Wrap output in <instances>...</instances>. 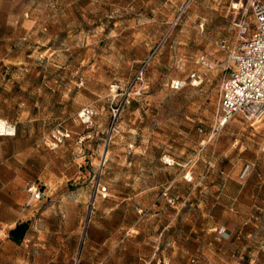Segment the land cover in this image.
Returning a JSON list of instances; mask_svg holds the SVG:
<instances>
[{
	"label": "rangeland",
	"instance_id": "obj_1",
	"mask_svg": "<svg viewBox=\"0 0 264 264\" xmlns=\"http://www.w3.org/2000/svg\"><path fill=\"white\" fill-rule=\"evenodd\" d=\"M248 1L0 0V121L30 143L0 139V176L31 162L48 264H264V118L216 123Z\"/></svg>",
	"mask_w": 264,
	"mask_h": 264
},
{
	"label": "built area",
	"instance_id": "obj_2",
	"mask_svg": "<svg viewBox=\"0 0 264 264\" xmlns=\"http://www.w3.org/2000/svg\"><path fill=\"white\" fill-rule=\"evenodd\" d=\"M248 6L252 14V25L245 21L238 23V36L241 45L221 47L228 52L231 63L229 73L219 83L216 123L219 127L225 125L235 114H241L245 119L256 122L264 118V1L249 0ZM192 72L190 78L195 79ZM187 84L186 80L176 79L171 87L179 89ZM91 109L85 107L80 112V118L85 121L90 117ZM15 127L0 121V135L14 134ZM189 180L191 177L186 175ZM27 203L40 200L44 190L37 184H30ZM223 229H219V233Z\"/></svg>",
	"mask_w": 264,
	"mask_h": 264
},
{
	"label": "crops",
	"instance_id": "obj_3",
	"mask_svg": "<svg viewBox=\"0 0 264 264\" xmlns=\"http://www.w3.org/2000/svg\"><path fill=\"white\" fill-rule=\"evenodd\" d=\"M0 139L20 142L22 149L28 150L30 147L28 138L20 129L15 135H1ZM3 164L6 165L7 172L0 176V264H48L54 262L53 257L46 256L47 246L53 248L51 242L43 239L41 230L37 228L38 220L33 218L37 213L35 202L27 203L28 194L25 191V185L32 178L31 162L24 159L19 168L8 162ZM18 169L21 172L16 173L15 171ZM173 180L174 178H171L170 181ZM167 183H170L169 180ZM217 203L218 201L214 200L213 205ZM23 221L29 223L28 230L20 242H14L9 237V230ZM100 245L103 250L102 259L96 264H106L110 260L111 244L105 240L98 243V246ZM162 260V264H165L168 259Z\"/></svg>",
	"mask_w": 264,
	"mask_h": 264
},
{
	"label": "trees",
	"instance_id": "obj_4",
	"mask_svg": "<svg viewBox=\"0 0 264 264\" xmlns=\"http://www.w3.org/2000/svg\"><path fill=\"white\" fill-rule=\"evenodd\" d=\"M28 222L23 221L17 223L12 229L9 230V237L14 242H20L28 230Z\"/></svg>",
	"mask_w": 264,
	"mask_h": 264
}]
</instances>
